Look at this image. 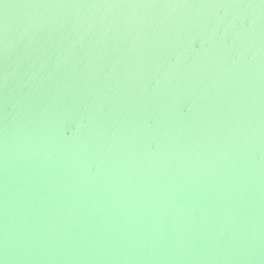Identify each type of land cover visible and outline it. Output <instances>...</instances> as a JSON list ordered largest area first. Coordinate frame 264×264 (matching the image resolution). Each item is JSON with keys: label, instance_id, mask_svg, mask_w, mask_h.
<instances>
[{"label": "water", "instance_id": "1", "mask_svg": "<svg viewBox=\"0 0 264 264\" xmlns=\"http://www.w3.org/2000/svg\"><path fill=\"white\" fill-rule=\"evenodd\" d=\"M0 264H264V0H0Z\"/></svg>", "mask_w": 264, "mask_h": 264}]
</instances>
